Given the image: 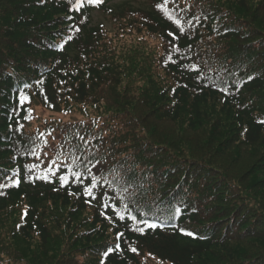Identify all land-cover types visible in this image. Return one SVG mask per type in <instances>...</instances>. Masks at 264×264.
<instances>
[{
    "label": "trees",
    "instance_id": "obj_1",
    "mask_svg": "<svg viewBox=\"0 0 264 264\" xmlns=\"http://www.w3.org/2000/svg\"><path fill=\"white\" fill-rule=\"evenodd\" d=\"M0 264H264V0H0Z\"/></svg>",
    "mask_w": 264,
    "mask_h": 264
},
{
    "label": "rangeland",
    "instance_id": "obj_2",
    "mask_svg": "<svg viewBox=\"0 0 264 264\" xmlns=\"http://www.w3.org/2000/svg\"><path fill=\"white\" fill-rule=\"evenodd\" d=\"M130 1L139 3V2H143L144 0H130ZM94 20L96 22H99L101 20L102 21H105L102 13L99 12V11L98 12L96 11L94 13ZM60 116H62V115H60V113L50 112L46 108L39 106V107L36 108V113H35V117L36 118H35V124H33V126L36 125V124L43 123L42 121L44 119L53 118V117L54 118H58ZM37 122H39V123H37ZM172 130H173V132H172L173 133V136H175V138H176V141H175L176 143L179 144L180 143V140H185L186 138H190L192 140V142L193 141L198 142V145H199V147L201 149V152L198 151V153L205 154L206 152H208L209 154H213V151L210 150L208 147H206L204 145L203 141H204L205 137H204V135L202 133H195V134H193V133H186V134H183L175 126L172 127ZM158 132H160V134H166L167 133V132H165V129L158 130ZM243 149H245V148H243ZM244 155L245 154H243L242 157H244ZM225 156L227 157V158H225L226 160L232 159V162L231 163H226L225 164V167H227V165L230 166V167H232L233 165H235V161H234L233 155H228V153H226ZM222 160L225 161L224 159H222ZM242 166H245V165H240V167H242Z\"/></svg>",
    "mask_w": 264,
    "mask_h": 264
},
{
    "label": "snow or ice",
    "instance_id": "obj_3",
    "mask_svg": "<svg viewBox=\"0 0 264 264\" xmlns=\"http://www.w3.org/2000/svg\"><path fill=\"white\" fill-rule=\"evenodd\" d=\"M87 2L88 3H90V4H96V5H99L100 3H102V0H87ZM168 2V0H165V3H167ZM175 2V0H173V3ZM81 3H83V0H81ZM78 7H79V5H78ZM166 11H167V9H165ZM169 18L171 19V18H173L172 17V15H171V13H169ZM175 23L177 24V25H179V23H180V21L179 20H175ZM181 31H182V29H181ZM27 97L25 96V95H21V97H20V103H21V105H23L24 103H25V101H27ZM30 111V110H29ZM22 127V126H21ZM81 139H83V138H81ZM45 143H47V141H45ZM33 154H35V153H33ZM52 163H53V165H56V161L55 160H53L52 161ZM98 163V162H97ZM33 167H37V165H33ZM49 171H51V169L49 170ZM90 171V170H89ZM72 175L76 178V180L77 181H80L81 180V173H79V172H74V173H72ZM42 178H44V179H47L48 178V176H47V173L45 174V176L44 177H42ZM59 179H60V181L63 183V184H67L68 183V180H69V177L67 176V175H61L60 177H59ZM90 187H85V189H84V194L85 195H88V196H92L93 197V199H95V195H94V192H93V189L94 188H96L97 187V185H98V181H97V177L95 176V175H92V178H91V181H90ZM103 198H105L106 199V197H103ZM105 207H107V204H105ZM179 211H180V209L179 208H177L176 209V212L177 213H179ZM26 214V213H25ZM120 219L121 220H123L124 219V217L123 216H120ZM133 219H135V217H133ZM145 224H147V221H143ZM148 227H151V228H155V227H157V225H155V224H151V225H147ZM137 231H140V232H143L144 231V229H142V228H138V229H136ZM187 235H193L192 233H186ZM121 236H123V233H118L117 234V240H119L120 239V237ZM120 248V245L119 244H116L115 245V248L114 249H109V252H111V251H114V250H117V249H119ZM133 251H135V249H132ZM108 255V252H106L105 253V256H107Z\"/></svg>",
    "mask_w": 264,
    "mask_h": 264
}]
</instances>
